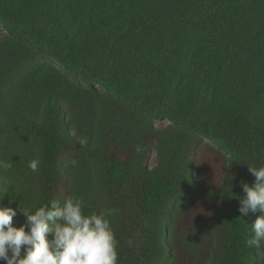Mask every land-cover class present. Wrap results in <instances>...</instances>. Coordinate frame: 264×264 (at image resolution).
<instances>
[{"label":"trees","instance_id":"1","mask_svg":"<svg viewBox=\"0 0 264 264\" xmlns=\"http://www.w3.org/2000/svg\"><path fill=\"white\" fill-rule=\"evenodd\" d=\"M0 22V160L13 165L0 206L14 227L20 206L76 196L85 215L117 210V264H264V242L244 243L260 213L238 211L248 167L264 166V0H0ZM24 47L87 78L99 69L102 86L26 66ZM206 147L226 164L211 190L194 159ZM206 198L219 242L202 262L179 225ZM192 238L182 260L175 245Z\"/></svg>","mask_w":264,"mask_h":264},{"label":"clouds","instance_id":"2","mask_svg":"<svg viewBox=\"0 0 264 264\" xmlns=\"http://www.w3.org/2000/svg\"><path fill=\"white\" fill-rule=\"evenodd\" d=\"M39 164V159H33L27 167L36 173ZM12 166V162L0 160V169L10 170ZM248 171L255 179L251 185L241 184L244 196L239 199L238 211L243 217L260 213L244 243L248 248L261 249L264 242V166L248 167ZM84 207V201L76 196L34 209L20 206L19 212L25 222L17 228L13 226L17 210L0 206V262L117 264V241L109 219L117 210L105 209L85 215ZM128 244L131 246L132 240Z\"/></svg>","mask_w":264,"mask_h":264},{"label":"rangeland","instance_id":"3","mask_svg":"<svg viewBox=\"0 0 264 264\" xmlns=\"http://www.w3.org/2000/svg\"><path fill=\"white\" fill-rule=\"evenodd\" d=\"M0 38L10 39V27L6 26V23L0 22ZM13 49V52L17 49ZM18 53L24 52V64L30 66L35 62H49L55 65L66 77H71L72 79L81 81L86 84H95L96 87L100 88V85L97 80H103V74L99 69H94V76L87 78L85 75L78 73L76 70H71L70 67H66L57 62L55 56L50 53V50H37L34 47H24L21 50L18 49ZM91 68L89 69V73ZM99 76V78L97 77ZM93 80L90 81V80ZM166 125V121H156V127L161 128ZM212 145V144H211ZM216 149V150H214ZM203 148L199 153L195 150L196 157L194 158L199 169L205 173V183L204 186L206 189H215L222 182L226 173V164L223 153L218 148ZM221 153V154H220ZM155 154H152L149 161V167H155L156 161ZM217 213L211 205L208 198L203 200L201 203L196 205L189 213L183 214L180 227L183 229V233L194 234L195 240L200 241V254L202 262H206L208 257L211 255V248L213 245L218 246L219 242V230L216 222ZM190 238V235H187ZM165 239V238H164ZM192 243V244H191ZM177 248L178 254L184 260L187 256L184 250L187 251L188 257L194 254L196 246L192 238V242L189 240L182 245H175ZM192 258V257H191Z\"/></svg>","mask_w":264,"mask_h":264}]
</instances>
